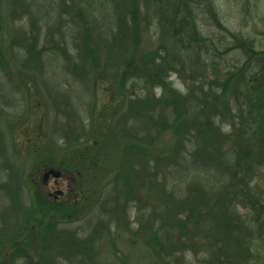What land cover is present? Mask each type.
I'll use <instances>...</instances> for the list:
<instances>
[{"label":"rangeland","instance_id":"obj_1","mask_svg":"<svg viewBox=\"0 0 264 264\" xmlns=\"http://www.w3.org/2000/svg\"><path fill=\"white\" fill-rule=\"evenodd\" d=\"M95 141L59 229L103 228L97 264H264V0H0L4 255L45 169Z\"/></svg>","mask_w":264,"mask_h":264},{"label":"trees","instance_id":"obj_2","mask_svg":"<svg viewBox=\"0 0 264 264\" xmlns=\"http://www.w3.org/2000/svg\"><path fill=\"white\" fill-rule=\"evenodd\" d=\"M182 105L183 101L177 96H173L171 100H169V103L165 104V106H172L176 110H179ZM107 107V112L111 113L112 105L111 107L109 105ZM152 112V109L148 111V113H150V119H153L151 115ZM101 115L95 116L94 119L101 120ZM161 115L162 114L156 117V124H159L161 128L164 129L167 128V126ZM181 115L182 111H180L179 117ZM98 128H100V126ZM102 130L106 133L105 127H103ZM138 151L146 156L145 150L140 149ZM78 153L82 161L81 167L78 166L79 169H77V175L79 176L78 182L83 185L85 181V179H83L84 175L96 169L98 159L103 160V147L99 141H95L91 145H81ZM132 157L136 158L139 156H137L135 152ZM64 162L68 164L66 159H64ZM142 167L143 169L139 172L133 169L129 171L130 177L132 178L131 182H133L134 179L136 181L141 179L145 171L144 165ZM34 195L33 203L25 216L24 230L22 233H19L14 242L8 246L9 251L5 253L7 259L6 255H4L6 251L5 247L1 249L0 255L5 258L2 260L0 259V264H44V262L48 260L46 256H41L38 259L35 258L34 255L35 252L41 251L56 252L58 254L60 261H53V264H97L96 256L99 255V241L101 240L103 228L100 226L94 229L87 228L86 232L88 231L91 234H85L84 236H80L64 228L61 230L59 229V225H62L63 221L67 222L74 220V218H79L81 214L86 212L84 208L78 206V204L74 202L71 204H64L42 198L38 193ZM53 260H55V257Z\"/></svg>","mask_w":264,"mask_h":264},{"label":"flooded vegetation","instance_id":"obj_3","mask_svg":"<svg viewBox=\"0 0 264 264\" xmlns=\"http://www.w3.org/2000/svg\"><path fill=\"white\" fill-rule=\"evenodd\" d=\"M113 113V112H112ZM73 166L64 162H61L58 168L45 169L43 179L38 181L41 186H38V193L42 198L52 200L54 202H61L64 204H71L77 202L78 190L72 183L75 182L78 186V177L72 173ZM77 172V168L75 167ZM71 174V177L69 176Z\"/></svg>","mask_w":264,"mask_h":264}]
</instances>
